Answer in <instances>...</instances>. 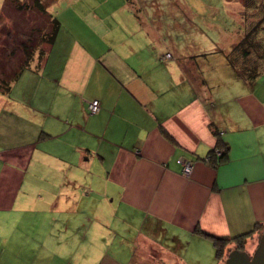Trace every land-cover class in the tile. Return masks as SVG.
<instances>
[{
  "label": "crops",
  "instance_id": "0c3cea01",
  "mask_svg": "<svg viewBox=\"0 0 264 264\" xmlns=\"http://www.w3.org/2000/svg\"><path fill=\"white\" fill-rule=\"evenodd\" d=\"M125 8L74 33L59 21L43 57L0 93V264H225L258 246L264 56L247 80L231 53L206 54L190 21ZM227 17L241 31L224 39L232 52L244 19ZM218 141L226 157L213 165ZM199 231L230 239L220 257Z\"/></svg>",
  "mask_w": 264,
  "mask_h": 264
},
{
  "label": "rangeland",
  "instance_id": "374dc122",
  "mask_svg": "<svg viewBox=\"0 0 264 264\" xmlns=\"http://www.w3.org/2000/svg\"><path fill=\"white\" fill-rule=\"evenodd\" d=\"M17 1L22 3L29 0H8L6 11H0V74H3V71L8 78L25 61L20 43L28 45V39L31 38L29 42L40 48L42 31L51 30L47 16H42L34 10L25 12L8 6ZM6 2L7 0H0V9L5 7ZM44 4L49 15L51 13L58 21L67 22V27L71 30H81L77 25L85 22L112 20L114 12L119 19L118 9L124 6L127 8L126 12H131L133 16H142L149 22L160 21L169 24L178 20L181 24L188 20L191 22L189 30L205 36L207 43L212 44L213 50H208L206 54L213 51V56L232 53L228 51V44L224 39L230 40L241 32L239 26L238 30L234 29L227 15L233 19H244V34L254 22L264 18V0H44ZM174 34L176 36L177 32ZM259 35L264 43V34L261 32ZM168 36L163 30V37ZM33 58L29 62L30 67L33 66ZM209 70L207 68L205 74Z\"/></svg>",
  "mask_w": 264,
  "mask_h": 264
},
{
  "label": "trees",
  "instance_id": "16d2710c",
  "mask_svg": "<svg viewBox=\"0 0 264 264\" xmlns=\"http://www.w3.org/2000/svg\"><path fill=\"white\" fill-rule=\"evenodd\" d=\"M7 4H8V0L5 4V7H3V11H6ZM11 4L12 6L8 5L9 7H11V9L13 7L19 11L25 10V12H30V11L33 12L34 10L39 14H41L42 16H47L48 23L51 25V30L42 31L40 48L36 47L33 42H29L31 38L28 39L29 41L27 40L29 43L28 45L23 42L20 43V46H22L23 54L25 55L24 58L25 61L23 65H20L19 69L16 70L10 78H8V76H6L2 71V73L5 75L6 78H4L3 74H0V93L8 92L11 84L19 78L20 74L24 70L30 68L29 62L30 60H32V57H34L36 53H38L39 59L43 57L44 51L41 45L44 43L47 44L54 43L60 29L59 21L47 13L44 0H29L28 2H22V3L17 1L15 4L13 3ZM262 23H263L262 20H260L254 26H252L248 31H246L242 40L233 48L232 53L228 56L229 65L233 69H235L237 73L239 71L238 75H240L242 78L252 79L258 75L257 66L255 65V62L252 61V59L255 58V55L261 56L262 54V56H264V43L263 40H261L262 39L261 36L259 35L261 32L262 34H264L263 33L264 28L262 27ZM250 65L253 67L249 68ZM217 146L219 148L213 150L210 156V161L213 165L218 164L226 157V147L224 148V145L221 144V142L219 141ZM220 147L223 148V150H221ZM216 151L222 152L221 155L217 156ZM199 233L203 234L204 236L210 237L212 239L216 248L217 257H220V254L223 248L225 247L226 243L230 241V239L228 238L212 236L202 231H199ZM246 236L247 235L245 234L243 236L233 238L235 241L239 243L240 245L238 246L239 248H241V246L243 245L242 240H244Z\"/></svg>",
  "mask_w": 264,
  "mask_h": 264
},
{
  "label": "water",
  "instance_id": "95a60500",
  "mask_svg": "<svg viewBox=\"0 0 264 264\" xmlns=\"http://www.w3.org/2000/svg\"><path fill=\"white\" fill-rule=\"evenodd\" d=\"M225 264H264V231L252 255L245 251L233 250L229 252Z\"/></svg>",
  "mask_w": 264,
  "mask_h": 264
},
{
  "label": "built area",
  "instance_id": "2783aa9c",
  "mask_svg": "<svg viewBox=\"0 0 264 264\" xmlns=\"http://www.w3.org/2000/svg\"><path fill=\"white\" fill-rule=\"evenodd\" d=\"M170 55H166L165 58H169ZM99 110V102L98 101H93L89 103L88 105V112L89 114H95ZM222 152L216 151V155L220 156ZM192 172V165L190 163H183V174L184 175H190Z\"/></svg>",
  "mask_w": 264,
  "mask_h": 264
}]
</instances>
